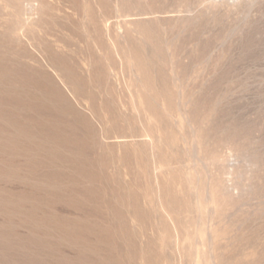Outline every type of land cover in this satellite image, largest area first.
<instances>
[{
    "label": "rangeland",
    "instance_id": "rangeland-1",
    "mask_svg": "<svg viewBox=\"0 0 264 264\" xmlns=\"http://www.w3.org/2000/svg\"><path fill=\"white\" fill-rule=\"evenodd\" d=\"M0 264H264V0H0Z\"/></svg>",
    "mask_w": 264,
    "mask_h": 264
},
{
    "label": "bare ground",
    "instance_id": "bare-ground-1",
    "mask_svg": "<svg viewBox=\"0 0 264 264\" xmlns=\"http://www.w3.org/2000/svg\"><path fill=\"white\" fill-rule=\"evenodd\" d=\"M36 103V102H35ZM33 105V104H32ZM53 112V111H52ZM218 159V158H217ZM88 225V224H87ZM65 262V261H64Z\"/></svg>",
    "mask_w": 264,
    "mask_h": 264
}]
</instances>
